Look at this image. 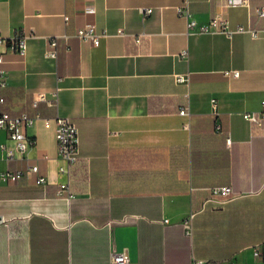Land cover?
<instances>
[{"label":"crops","instance_id":"obj_1","mask_svg":"<svg viewBox=\"0 0 264 264\" xmlns=\"http://www.w3.org/2000/svg\"><path fill=\"white\" fill-rule=\"evenodd\" d=\"M239 1L189 0V11L199 25L219 17L257 39L189 35L183 0H0L2 35L29 37L24 59L5 56L0 114L68 118L80 141L69 201L57 197L55 128L37 121L25 156L0 130L14 154H0V176L37 166L47 180H0V264H111L123 252L130 264L254 263L253 248L264 247V123L243 115L263 110L264 18L254 12L264 0L231 5ZM92 22L107 35L99 47L76 38ZM53 38L57 60L46 57ZM223 186L237 195L210 191Z\"/></svg>","mask_w":264,"mask_h":264},{"label":"built area","instance_id":"obj_2","mask_svg":"<svg viewBox=\"0 0 264 264\" xmlns=\"http://www.w3.org/2000/svg\"><path fill=\"white\" fill-rule=\"evenodd\" d=\"M231 5H244L248 6L247 0H242L236 3H231ZM94 6H89L86 8L87 14L94 13ZM144 17L146 15H151L153 13L152 9L144 11L141 10ZM177 13L180 17L186 19L187 21V33L189 35H199V34H221L225 35L227 38H232L235 35L247 34L253 39H257L260 32L250 28H245L243 26H238L232 28L227 22L221 21L219 17L212 18L207 25H199L191 16L189 11V0H183L182 6L177 8ZM258 17L264 18V8L256 9L254 12ZM69 18L65 16V21L68 22ZM120 36L125 35L123 31H120ZM106 33H99L97 31V26L95 23H89L84 27L78 28L76 31V38L82 42L91 44L93 47H99L102 40L106 37ZM145 35H140L136 38L138 44L141 43ZM28 36L23 34L22 31H17L11 38H6L2 35L0 29V88L5 87L7 83V73L3 68L5 63V56L8 51H13L18 54L22 59L27 56L28 53ZM65 39L68 37L65 36ZM189 56L187 51L181 54V57L187 59ZM46 57L57 60L58 59V42L57 38H53L50 42V50L47 51ZM227 77L239 78V71H227L225 72ZM177 82L179 83H189V78L179 76L177 77ZM2 101V100H1ZM41 101H46L44 96L41 97ZM36 100L33 106L36 108ZM49 106L58 105V93L54 94V99L52 101H46ZM213 106H216V102L212 101ZM263 110L259 113H246L243 115L244 119L258 127H261L264 123V101L262 102ZM180 115L183 117H190V109L184 108L180 111ZM42 120L46 128H55V138L58 144L59 158L63 164L58 169V174L64 178V181L59 184L57 190V197L67 199L69 201L76 199V193L73 189L74 174L75 169L80 164L79 157V131L77 127L68 118L57 117L55 119H41L39 116L30 117L27 114H22L21 116L11 117L8 114H0V130L5 131L8 135L9 141L13 142L21 156H25L27 152L35 145V141L29 135V129L32 128L35 123ZM189 124L186 125L188 127ZM216 133H222V127L218 125L216 127ZM226 143L229 147L232 145L231 137H228ZM7 153L8 158H12L14 154L10 152L6 145L0 144V154ZM23 177H36L35 182L38 185H45L47 183L46 178L39 175V168L37 166L29 167L26 171L17 172H5L1 174L0 180L2 182H16ZM215 197H234L236 192L232 187L223 186L216 187L210 190ZM193 215L190 216L189 220L185 223V230L188 236L191 235V221ZM253 259L252 264H264V247L258 245L253 248ZM111 264H130L129 257L126 252L113 254L111 257ZM188 264H218L211 261H205L200 259H192ZM231 264H251L244 262H232Z\"/></svg>","mask_w":264,"mask_h":264}]
</instances>
